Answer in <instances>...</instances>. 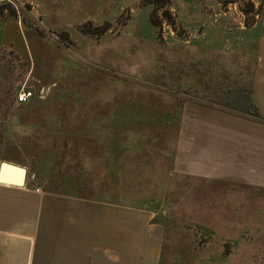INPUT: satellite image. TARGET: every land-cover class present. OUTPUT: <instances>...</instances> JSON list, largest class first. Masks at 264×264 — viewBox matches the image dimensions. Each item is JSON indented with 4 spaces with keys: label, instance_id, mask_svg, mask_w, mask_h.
I'll use <instances>...</instances> for the list:
<instances>
[{
    "label": "rangeland",
    "instance_id": "obj_1",
    "mask_svg": "<svg viewBox=\"0 0 264 264\" xmlns=\"http://www.w3.org/2000/svg\"><path fill=\"white\" fill-rule=\"evenodd\" d=\"M8 21L27 39L29 58L0 48V152L12 154L15 143L19 159L48 176L49 187L71 190L67 177L76 174L81 188L101 190V162L93 171L88 161L62 160L66 140V152L83 134L101 135L105 144L110 136L128 138V145L142 140L151 152L146 164L139 174L128 164L121 181L132 202L149 201L164 218L160 264H264V193L250 204L257 207L245 209L239 200L250 195L233 191L210 204L204 182L172 174L170 153L157 157L155 131L132 129L124 137L98 123L110 105H171L167 90L178 86L201 96L208 79L215 82L209 96L196 99L244 110L264 35V0H2L0 25ZM98 27L109 30L87 34ZM23 91L33 97L18 104ZM35 123L49 126L34 130ZM64 178L70 182L63 185ZM217 197L228 201L226 209H218Z\"/></svg>",
    "mask_w": 264,
    "mask_h": 264
},
{
    "label": "crops",
    "instance_id": "obj_2",
    "mask_svg": "<svg viewBox=\"0 0 264 264\" xmlns=\"http://www.w3.org/2000/svg\"><path fill=\"white\" fill-rule=\"evenodd\" d=\"M0 48L14 50L22 60L29 58L28 41L15 22L0 25ZM256 54L258 60L242 111L197 102L196 91L182 93L178 86L167 90L171 105H110L107 115H100L99 126L102 124V131H126L124 137L130 136L127 131L132 129L155 131L152 146L157 148V157L170 153L172 174L204 182L210 204L217 193L233 191L250 195L239 200L246 203L245 209L257 207L250 204L259 203L264 193V35L259 38ZM204 93L199 98L209 96V91ZM181 98L188 100L181 104ZM48 126L37 127L35 123L34 130ZM80 130L91 133L90 129ZM100 136L72 137L77 140L69 152L71 140L67 139L60 158L88 161L93 171L101 162L106 171V187L101 190L81 188L76 174L67 177L73 183L71 190L55 189L56 184L49 187L48 176L33 172L19 159L21 153L15 143L12 154L0 152V168L2 162H8L27 169L23 187L0 183V264H160L164 218L157 207L148 205L149 201L132 202L121 181L128 176V164L134 163L137 174L141 173L151 153L149 147L142 140L128 145V138L114 136L107 137L105 144ZM82 145L88 148L80 152ZM96 146H103V153ZM6 177L12 179L14 174L8 171ZM67 180L64 178L62 184H68ZM216 199L221 204L218 209H226L223 203L228 201Z\"/></svg>",
    "mask_w": 264,
    "mask_h": 264
},
{
    "label": "water",
    "instance_id": "obj_3",
    "mask_svg": "<svg viewBox=\"0 0 264 264\" xmlns=\"http://www.w3.org/2000/svg\"><path fill=\"white\" fill-rule=\"evenodd\" d=\"M8 171H11V173L14 174V178L8 179V177H6ZM26 176H27L26 168L8 162H2L0 168V183L12 184L23 187L25 185Z\"/></svg>",
    "mask_w": 264,
    "mask_h": 264
},
{
    "label": "trees",
    "instance_id": "obj_4",
    "mask_svg": "<svg viewBox=\"0 0 264 264\" xmlns=\"http://www.w3.org/2000/svg\"><path fill=\"white\" fill-rule=\"evenodd\" d=\"M167 15H169V13H167ZM154 24L156 25L157 23L154 21ZM109 29L108 28H101V27H98V28H95V29H92V30H90L87 34H89V35H91V34H96V35H103V34H105L107 31H108ZM214 70L215 69H213V68H208V69H206L205 71H206V73H212V72H214ZM205 73V72H204ZM203 76V75H202ZM202 82V81H201ZM204 83H205V87L207 88V90L208 89H211L212 88V84L214 83L215 84V82H212L210 79H208V80H206V81H203ZM191 86V85H190ZM188 87L189 88V90L191 91L192 89H190L191 87ZM182 87V86H181ZM180 87V88H181ZM188 90V91H189ZM250 91V90H249ZM184 93H186L187 94V90L186 91H184ZM188 96V95H187ZM186 100H188V99H186V98H181V104H183ZM192 100H195V99H192ZM197 102H199V100L197 99L196 100Z\"/></svg>",
    "mask_w": 264,
    "mask_h": 264
},
{
    "label": "built area",
    "instance_id": "obj_5",
    "mask_svg": "<svg viewBox=\"0 0 264 264\" xmlns=\"http://www.w3.org/2000/svg\"><path fill=\"white\" fill-rule=\"evenodd\" d=\"M33 97V93L31 91H23L17 97L18 104L27 103ZM39 191V189L37 190Z\"/></svg>",
    "mask_w": 264,
    "mask_h": 264
}]
</instances>
